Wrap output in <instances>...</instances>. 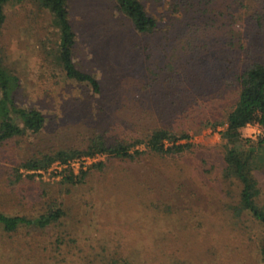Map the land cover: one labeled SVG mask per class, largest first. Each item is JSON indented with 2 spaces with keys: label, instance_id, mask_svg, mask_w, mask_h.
<instances>
[{
  "label": "rangeland",
  "instance_id": "obj_1",
  "mask_svg": "<svg viewBox=\"0 0 264 264\" xmlns=\"http://www.w3.org/2000/svg\"><path fill=\"white\" fill-rule=\"evenodd\" d=\"M142 1L159 23L149 34L135 31L114 0H68L76 33L74 61L96 75L100 93L65 77L55 56L58 31L48 7L39 0L6 4L0 61L18 77L17 104L38 107L46 125L41 133L0 142V211L36 217L56 198L65 213L44 227L21 224L12 232L0 227V264H110L115 258L122 264H264L261 224L239 207V180L224 175L223 124L191 127L185 113L175 117L154 109L159 124L176 131L189 128L191 151L175 157L147 150L134 158L83 155V161L71 165L74 173L98 161L105 165L90 168L74 184L60 181L68 167L54 161L33 179L14 188L7 185L8 169L32 154L35 144L63 147L82 124L105 127L112 137L130 136L144 121H127L130 113L125 107L132 101L141 103L140 97L147 94L144 84L156 74L161 79L175 70L185 71L191 53L178 41L176 30L185 31L197 7L204 10L203 4ZM208 4L202 16L213 19V26H199L195 56L206 69L207 78L200 84L211 96H197L201 112L191 120L223 118L225 104L236 96L238 61L227 62L223 48L229 51V46L224 40L232 36L238 43L252 37L264 47V29L253 32L255 21L250 17L252 11L264 9L263 0ZM162 85L153 91L146 85L152 91L148 106L175 87ZM261 131L257 123L241 129L243 136L252 138ZM137 147L144 149L143 144ZM20 171L31 172L23 167ZM254 174L259 187L256 204L264 207V170Z\"/></svg>",
  "mask_w": 264,
  "mask_h": 264
},
{
  "label": "trees",
  "instance_id": "obj_2",
  "mask_svg": "<svg viewBox=\"0 0 264 264\" xmlns=\"http://www.w3.org/2000/svg\"><path fill=\"white\" fill-rule=\"evenodd\" d=\"M10 1L13 0H0V28L5 21V6ZM39 1L48 7L55 17L58 31L55 56L65 77L83 83L93 93H100L101 87L96 75L79 67L74 61L76 33L68 15V0ZM114 1L116 8L131 21L135 31L149 34L158 30V19L149 13L142 0ZM177 2L190 5L194 1L178 0ZM197 2L203 4L204 10L197 7V16L187 21L186 26L189 27L185 31L176 30L178 41L182 42L185 49L191 53V57L186 61L185 71L175 70L174 74L161 79L156 74L146 83L152 91L156 90L154 87L163 88L162 84L165 83L175 86L174 90L160 94L158 99H154L153 105L148 106V96L152 95V91H148L144 84L147 94L144 98L140 97L141 103L132 101L125 107L126 114L130 113L127 121L142 120L143 123H138L141 126H136V130H133L130 136L112 137L105 127L92 128L82 124L83 128H77L74 131L75 136L71 135L63 147L48 149L35 144L36 150L32 154L8 169L7 185L14 188L26 178L33 179L35 173H38L40 169H47L54 161L65 164L83 155L105 154L107 157L134 158L147 150L156 155L175 157L191 151L193 144L189 140L191 137L189 128L176 131L169 125L159 124L155 119L154 109L156 111L161 109L166 114L175 117L185 113L192 123L191 127L197 125L200 128L202 125H210L216 128L219 124H223L220 136L223 146L224 175L239 180L241 187L238 205L261 224L259 249L264 260V207L256 204L259 187L254 174L255 170H264V47L257 44L252 37L247 40L240 39L238 43H235L232 36L224 40L223 44L229 46V51L223 48L227 54V62L238 61L236 96L232 102L225 104L224 108L227 110L223 118L201 117L198 118L199 120L195 118L191 120V115L201 112V103L197 96L202 93L206 98L211 96L208 89L200 84L201 80L207 78V75L206 69L196 60L195 51L197 32L204 30L207 26H213V19L206 20L202 16L203 12L208 10L209 0ZM245 7L250 8V5L245 4ZM261 10L250 13V17L255 21L252 28L256 34L264 29V9L261 8ZM199 26H202V30L198 29ZM184 35L187 37L185 38ZM256 46L259 48L257 51L254 49ZM17 87L18 77L8 71L0 61V142L24 134L41 133L46 125V116L38 107L17 104L14 96ZM132 99L134 100L135 96ZM137 108H139L138 112ZM248 123H257L261 127V133L254 138L243 136L241 129ZM139 144H143L144 149L137 147ZM104 165L103 161H98L91 164L87 170L80 167L77 173H74L72 167L67 165L68 168L63 169L60 181L75 184L83 179L90 168H99ZM22 167L31 172L23 173L20 171ZM64 213L61 203L56 198H52L48 201L45 210L36 217L7 214L0 211V227L6 232L16 230L21 224L44 227L59 220ZM117 261L122 264L117 258L111 260L110 264H116Z\"/></svg>",
  "mask_w": 264,
  "mask_h": 264
},
{
  "label": "built area",
  "instance_id": "obj_3",
  "mask_svg": "<svg viewBox=\"0 0 264 264\" xmlns=\"http://www.w3.org/2000/svg\"><path fill=\"white\" fill-rule=\"evenodd\" d=\"M249 124V123H248ZM95 155H97V154H95ZM95 155H93V156H86L88 159L89 158H94L95 157ZM80 159H82V161L85 159L84 158V156H83V158H78V157H76V158H73V159H71L68 163H65V164H61L60 162H56V163H60L61 165H69V166H71V165H73L75 162H77V161H80ZM72 167V166H71ZM83 167V166H82ZM73 168V167H72ZM78 169V168H77Z\"/></svg>",
  "mask_w": 264,
  "mask_h": 264
}]
</instances>
